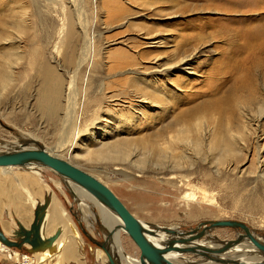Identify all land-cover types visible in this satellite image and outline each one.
Masks as SVG:
<instances>
[{"label": "rangeland", "instance_id": "1", "mask_svg": "<svg viewBox=\"0 0 264 264\" xmlns=\"http://www.w3.org/2000/svg\"><path fill=\"white\" fill-rule=\"evenodd\" d=\"M105 1L97 0L95 3L94 0H0V36L4 34L7 38L9 36L12 38V41L1 42L0 62L3 57L9 55L7 50L11 48H13L10 51L13 55L11 61L12 63L17 61V66L12 70L13 74L7 73L11 83L4 86L5 88L0 83V141L14 143L21 136L37 141L38 145L50 153L100 179L137 218L146 223L188 231L206 221L236 220L244 222L257 237L264 239V162L258 156V150L263 149V154L261 153L260 156L264 157V113L261 114L264 112L262 106L264 76L260 69L256 70L258 54L253 51L254 47L246 46L253 43L248 44L245 41L252 32H258L264 26V13L261 12L262 15H259L258 10L251 11L250 4L264 0H129L127 4L126 0H120L125 5L135 6L145 2L152 9L158 10L162 18L148 13L149 10H146V14L158 19L149 20V23L159 24L158 27L162 31L159 35L165 38L164 41L169 49H172L181 36L196 35L197 38L200 37L197 33L201 30L204 32L206 44L201 46L202 52L197 56L199 58L197 62L189 67V75L173 68L159 76L164 86L161 89L162 93H159L158 86L153 85L155 87L152 86L150 89V93L157 92L159 95L162 94V97L165 95L163 98L166 101L172 102L174 98L180 102V106L170 109L171 111L169 109L165 111L163 108L166 107L159 103L143 107L139 101L124 95L126 91H122L120 82L129 74L125 72L127 69L112 71L115 60L124 51L135 55L133 51L149 50L154 54L158 46L153 44L139 47L141 42L137 37L138 27L146 21L138 20L133 24L134 26H131V18L112 24L109 21L108 8L103 5ZM75 3L81 23L75 21L73 35L68 36L67 16L69 12L75 11ZM173 8L175 9L172 10ZM170 12H178V15L173 16ZM25 13L28 15L26 16ZM23 15L28 23L30 22L28 25L23 24L24 27L20 25ZM85 40L86 43L94 42V47L89 61L81 63L86 55ZM16 54L23 58L18 60L14 56ZM38 55L39 59H37ZM163 60L167 61V54ZM42 62L50 63V67L54 68L63 83L60 119L55 120L40 111L41 91L44 90L45 85L37 69H40ZM31 63L34 66H30ZM234 65L236 66L233 67ZM219 67L231 69L225 70L228 72L226 74H218ZM244 67L252 70L247 81L250 89L244 91L245 93L239 91V79L244 72L241 69ZM72 77H75L73 80L76 91L72 98L76 113H73L72 118L65 119L69 106L67 95L70 94ZM252 88L257 91H252ZM248 92L250 96L252 94L251 97ZM239 95L242 96L239 98ZM127 97L131 98V102ZM217 101H220L218 106L223 110L224 116L222 115L221 118L213 117L216 116L213 113ZM250 101L256 104L253 107H260L262 111L260 110V113L256 111L254 116H250L253 114L251 111L253 107L247 104ZM132 102L135 108H132ZM258 103L262 105L259 106ZM239 107L245 109L240 110ZM130 111H132L131 115L128 114ZM128 116L130 118L127 119ZM98 120L100 123L95 125ZM200 120L206 124L211 120L210 125L215 127V132L222 133L216 143L222 140L224 133H226L224 136L229 138L227 130L230 122L238 124L248 121L252 126V133L243 153L237 158L229 157L224 161L225 163H220L218 157L221 156L220 152L214 149H210L212 151L206 149L198 155L195 152L191 154L189 150H179L175 153L168 152L169 158L163 165L147 163V160L152 159H146V156L137 150L133 151L129 160L116 162L104 158L88 159L82 153L85 150L83 141H86L92 149L99 147L96 142L113 144L129 140L131 147L139 146L140 143L151 144L156 141L159 133L167 130V127L173 128L177 133L183 127L191 126L193 129L192 125ZM79 127L81 131L78 130ZM138 127L142 129L138 130ZM131 128L135 129L130 131ZM144 135L145 140L142 139ZM206 140L210 143L212 138ZM233 142L235 140H231V143ZM176 155L182 157L180 162L175 161ZM137 161L142 164H137ZM34 173L36 176L33 175ZM28 175L32 180L36 178L32 182L34 185L17 183L16 178L21 179ZM56 182H60L62 188L66 187L65 180L47 169L42 171L12 169L8 176L4 177L0 174V190L10 189L8 186L16 188L14 191L19 192L16 196L25 208V211L11 208L9 212L6 211L8 201L0 193V232L13 244L9 247L0 241V244L7 246L9 250V252H0V264L28 263L24 257L33 259L35 252L44 251L42 247L46 246L47 240L57 234L45 241L42 240L40 236L42 213L37 209L41 206L47 207L44 212L46 216L42 237H46V225L51 211L57 209L70 219L68 222L72 238L74 235L83 242V252L78 254L75 248L77 250L75 259H79L71 260L68 264H106L100 259L97 260L96 254L97 249L103 253L104 251L93 244L80 227L81 224L90 236L100 242L105 239L107 233L103 229L102 222L97 220V223L95 211H92L93 206L90 202L87 205L83 203L85 210L83 211L80 207L81 203L79 204V201L77 202L72 194L64 189L66 196ZM45 185L49 186L52 192L50 198L52 207L46 203L50 199ZM191 192L198 195V200L195 202L186 201L185 195ZM38 213L41 216L38 217ZM87 218L90 223L91 220L93 221V226L87 223ZM210 234L217 239V243H220L235 239L238 231L216 229ZM120 238L128 256L138 262L139 250L136 245L126 234H120ZM115 242H113L114 248ZM185 257L191 260L194 258L193 255H185ZM177 261L181 263V259ZM199 262L200 259L196 263Z\"/></svg>", "mask_w": 264, "mask_h": 264}, {"label": "bare ground", "instance_id": "2", "mask_svg": "<svg viewBox=\"0 0 264 264\" xmlns=\"http://www.w3.org/2000/svg\"><path fill=\"white\" fill-rule=\"evenodd\" d=\"M96 1L97 0H94L95 3H96ZM126 1H127L126 4L128 2H130L129 0H126ZM76 3L74 4V6H75L74 10L75 11L69 12V14L67 16L68 18L66 17L67 18L66 24H68V27H67L68 28V34H67L68 36L73 35V31H74V27H75L74 26L75 25L74 24L75 21L79 22L78 24L81 23L80 18H78L79 11L76 8V5H77ZM103 5L108 8L109 21L112 24L116 23L117 21L118 22H123V21L129 20V19L132 18V22H131L132 24L130 22L129 23L131 24V26H134L133 24H135L136 21L144 19L146 22H144L142 24L139 23L141 27H138L139 35H137V37L139 38V40L141 42L138 46L139 47L140 46H149V45H153V44L158 46V49L155 50L154 54L151 51H149V50H146V51L142 52L140 50L133 51L131 49L133 51V53H135V55H131L130 52L124 51V52H122L120 54V56L117 58V60H115V64H114V66L112 67L111 70L117 72L118 70L120 71V70L127 69L125 72H126V74L127 73L129 74L128 76L123 78L121 80V82H120V85L122 86V91L123 92H124V90L126 91V92H124L125 93L124 95H127V96L129 95L131 98H133V100L139 101L140 105L143 106V107H150V105L153 104V103H155V104L159 103L161 106L164 105L166 107V108H163L166 111L167 109L170 110V109H174L175 107L180 106V102L177 101L176 99L173 98L172 102L166 101L163 98L165 95L162 97L161 96L162 94L159 95L157 92H155V94L153 92L150 93V91H151L150 89L152 88L153 85H155L156 87L157 86L159 87V90H158L159 93H162L161 89H163L164 86H162V84H161L162 81L159 79V76L164 74L165 72H169L173 68H174L173 70H179V72H182L184 74L189 75V73H188L189 67H191L195 62H197V60L199 59L197 56L202 52L201 49H202L203 45L206 44V40L204 38L203 30H201L199 33H197V34H200V37H197L198 39L196 38V35L194 37L193 36H181V38L178 41L175 42V45L172 46V49H169L170 47H167L168 45L164 41L165 38H161L160 35H159L162 32L159 29V27H158L159 24L156 25L155 22L151 23V24L149 23V20H158L157 18H162L161 15L158 14L159 13L158 10L152 9V7L148 6V4L145 3V2H143L142 4H140L138 6L137 5L135 6L133 4L125 5L124 3H121L120 0H106L103 3ZM147 7H148V9H147ZM139 8H142V9L139 10ZM176 8H177L176 10H178V7H176ZM174 9L175 8H173L172 10H174ZM22 10H24V9H22ZM146 10H149L150 12H148V13L155 15L157 18L156 17H151L148 14H146ZM250 10L251 11L258 10L259 11V15H262V13H264V2L257 1L254 4L251 3L250 4ZM65 11H67V10H65ZM21 12L22 11H20V13ZM24 12L25 11H23L22 14H24ZM25 14H26V16L28 15L27 13H25ZM171 14L173 16H177L178 12H174V13H171ZM157 15H159V16H157ZM259 17H261V16H259ZM146 18H148V19L146 20ZM22 19H23V23H21ZM22 19H20V25L21 26H23V24L24 25H28L30 23V22L28 23L27 18L25 16L22 17ZM17 22H19V21H17ZM23 27H22V30L24 29ZM186 30H187V28H186ZM17 32H19V31H17ZM0 33H1V31H0ZM4 33H5V31H4ZM84 33H85V29H84ZM7 36H9V34ZM65 36H66V34H65ZM249 36L250 37H246L245 38V41L248 44H251V43H253V44L246 45V46H252V47L255 48V49L252 48L253 51L258 54V58H257V62L255 63V67H256V70L260 69L262 74H263V76H264V26L260 29V31L252 32ZM2 41H6V42L12 41V38H10V36L7 38L6 35L3 34V35L0 36V45H1ZM72 41H73V39H72ZM89 42L86 43V40H85L86 44H85L84 50L86 52V55L84 56V59H83V61L81 63H84L85 61H89V59L92 56V49L94 47V42H92L93 44L89 43ZM12 50H13V48H11L10 50L8 49L7 52H9V55L6 56V57H3V60L0 62V83L3 86V88H5L4 86L9 85L11 83L9 77L7 76V73H12L13 74L12 70L14 69V66H17V61L15 63H12V61H11V59L13 58V55L11 54L12 52H10V51H12ZM166 54H167V61H164L163 59H164V56H166ZM14 56L18 60H21L23 58L22 56H17V54L14 55ZM42 57L45 58L44 56H42ZM0 58H1V55H0ZM31 58H33V57H31ZM39 58H40V56L38 55L37 59H39ZM147 61H152V62L149 63ZM30 66H34V64L31 63ZM235 66L236 65H234L233 67H235ZM133 69H137V71H133ZM229 69H231V68H224L223 69L222 67H219L217 69V72H218V74H220V73L226 74L228 72H226L225 70H229ZM241 70L244 71V72L242 73L243 76L239 79V83H240L239 91L245 93L244 91H248V89H250L249 88L250 84L247 81H248V78H249L250 74H252V72H251L252 70L247 69V67H244V69L242 68ZM37 71H39V75L42 76V80H43V83L45 85L44 90L41 91L42 95L40 94L41 98H42L41 101H40V111H41V113H44L45 115H47L49 117H52L55 120L57 118L60 119L61 118V112H62V105L60 104V100L62 99V88H63L62 84L63 83H62L61 79L59 78V76L55 73L54 68L50 67V63L48 64V62H42L41 66H40V69H37ZM122 72H124V71H122ZM238 72H236V74ZM37 74H38V72H37ZM237 75H239V74H237ZM156 76H158V77H156ZM11 77L12 76H10V78ZM73 78H75V77L71 78L72 83H70L71 84L70 94L67 95V102H68L69 106H68V111L66 112V115H65V119H67V117L68 118H72L73 117V113L76 110V106L74 104V99L72 98L74 93H75V91H76V90H74V80H73ZM235 79H236V77H235ZM52 86H53V88H52ZM155 86H153V87H155ZM7 87H10V86H7ZM256 88H258V86ZM254 90L257 91L256 89L252 88V91H254ZM252 93H254V92H252ZM248 94H249V92H248ZM240 96H242V95H239V98H240ZM249 96H250V94H249ZM251 96H252V94H251ZM130 97H127V99L131 102V98ZM245 98H246V96H245ZM219 103H220V101L219 102L217 101V104H216L217 106L214 107V113L213 114H216V116L215 115L213 116L214 118H221V116L223 115V110H221V108L218 106ZM230 103H231V101H230ZM262 103H264V102H262ZM247 104L252 106V107L256 106V104H254L252 101L248 102ZM131 105L133 106L132 108H135V105H133V102L131 103ZM261 105L262 104H259V106H261ZM223 106H225V105H223ZM250 106H249V109H250ZM262 106H264V105H262ZM168 107H170V108H168ZM244 109H245V107L244 108L243 107L240 108V110H244ZM246 109H248L247 106H246ZM262 109H263V107H262ZM260 110H261L260 107H258V108L253 107V109L251 110V111H253V114L252 115L250 114V116H254V112H256V111H258V113H260ZM132 111H130L128 114L131 115ZM118 113H120V112H118ZM147 113L149 114V112H147ZM181 113L182 112H180V114ZM256 113H255V115H256ZM262 113H264V112H261V114ZM112 114L115 115L114 113H112ZM225 114H226V112H225ZM217 115H218V117H217ZM174 116L172 117V119L174 118ZM128 118H130V117L128 116L127 119ZM206 119H208V118H206ZM231 119H233V118H231ZM252 119H256V118H252ZM152 120H154V119H152ZM216 121H218V120L216 119ZM229 121H227V122H229ZM250 121H252V120H250ZM98 122L100 123V121L98 120L95 123V125L98 124ZM131 122H132V120H131ZM163 122H162V126H163ZM67 123H68V120H67ZM152 123H153V121H152ZM210 123H211V120H210ZM210 123L206 124L205 122H203V120L202 121L200 120L195 125L191 124L193 129L191 128V126L183 127L182 129L178 128L179 131L177 133L174 132L173 128L171 129V127H167V130L162 132V133H159L157 135L156 141L151 142V144L150 143H140L139 146H134L133 145L132 147H131L132 144L128 142L129 140L126 141V142H123V143H113V144H111V143L108 144L107 142L103 143V144H99V142H96L97 145H99V147H97V149L94 148V149H96V150H94L86 143V141H83V145H84L83 149H85V150L82 153L85 155V157H88V159H103L104 158V159H109L111 161L116 162V161H127V160H129L131 158L132 154H133V151L137 150V151H140L144 156H146L145 157L146 159H149V158L152 159L150 161L147 160V163L148 162L158 163V164L161 163V165H163L165 163V160L169 158L167 156L168 152L175 153V152H177L179 150H181V151L189 150V151H191V154H192V152H195L196 155H198V154L204 152L206 149H208V151H212L210 149H214V150L220 152L221 156H218V157H220V159H219L220 163L221 162L223 163L229 157L230 158L231 157L232 158H237L238 156H240L243 153V151H244V149L246 147V143L248 141V138L250 139L249 136L252 133L251 132V130H252L251 129V127H252L251 124L248 121H246V122L243 121V122L238 123V124L236 123L237 125L234 124L233 122H230L229 126H228L229 129L227 130V133H229V138H227V136H224L226 134V133H224V135L222 136L223 137L222 140H220L221 143L220 142L216 143V141L218 140V137H220L222 135V133L215 132V130H214L215 127L213 128L210 125ZM127 124H128V122H127ZM168 124H170V123H168ZM185 125H187V124H185ZM216 125L217 124L215 123V126ZM133 129H135V128H131L130 131L133 130ZM139 129H142V128L138 127V130ZM75 130H77L76 127H75ZM78 130L81 131L80 127H79ZM234 133H236V134H234ZM154 136H155V134H154ZM224 137H226V139H224ZM144 138L146 139L145 135L142 137V139H144ZM147 138H148V136H147ZM207 138H209V139L212 138V141L210 143H209V141L207 142V140H206ZM205 140H206L207 143H205ZM231 140H235V142L231 143ZM28 141H35V140L28 139V138H26L24 136H21L14 143H7V142L0 141V151L12 150V149H15V148H19L22 145H24L25 142H28ZM135 145H137V144H135ZM262 151H263V149H259L258 150V156H259V159L262 158L263 162H264V157L260 156ZM47 152H49V151H47ZM182 153H185V152H182ZM50 154H52V153H50ZM52 155H54V154H52ZM173 156L174 155L172 154V157ZM172 157H170V159H172ZM218 157H217V159H218ZM174 159H175L176 162L177 161L180 162L182 160V157H178L177 156L176 158L174 157ZM92 161H94V160H92ZM173 162H174V160H173ZM263 162H261V163H263ZM171 163H172V161H171ZM137 164L140 165V164H142V162L139 161ZM12 169H20V170L28 169L29 171H31V170L42 171V170H46L47 168H44V167H41V166H38V165H35V164L29 165L28 167H25V168L7 167V168H0V174L3 175L4 177L8 176L9 174H11ZM47 170H50V169H47ZM36 174L40 176V174H38L37 172H36ZM29 175L25 176V177H22L21 179L19 178L20 180L18 178H16L17 179L16 180L17 183H19L21 185L22 184H27V185H31V186L34 185V183H32V182L36 178L34 177L33 180H32V178L29 177ZM33 175H35V173ZM98 180H100V179H98ZM65 183H66V187L62 188L63 186L60 184V182H56V184L60 187V189L63 191V193L65 195H66V193H65L64 189H67L72 194L74 199L77 202L79 201V204L81 203L80 207L82 208L83 211H85L83 206L87 205L88 202H90L91 206H93L92 211H95L94 213L96 215V217H95L96 221L100 220L102 222L101 224L104 225L105 228H106L105 231H106L107 235H106L105 238H107L108 242L112 246V249L114 251V256L116 258V262L118 264H121V263H124V262H125V264H140L139 261L137 262V261H135V259H133L132 257L128 256L126 250L123 247V244H122V241H121V238H120V234H126V233H125V231L122 228V226H123L122 225L123 224L122 220L116 214H114L110 210H108L102 203H100L94 196H92L90 193H88L85 189L81 188L80 186L76 185L75 183H73V182H71L69 180H65ZM45 188H46L48 197L50 199L52 197V192L49 189V186L45 185ZM185 196H186L185 198H186L187 202H195L196 200H198V195L196 193H193V192L187 193ZM45 202H46V200L44 201V203ZM46 203L47 204L49 203L51 205V207H52L51 199L48 202H46ZM83 203H84V205H83ZM46 208L47 207H44V206H41V207L37 208L40 211V213H42L41 214L42 218H41V223H40L41 224V227H40L41 228L40 229L41 238H42V236H44V233L42 232V229H43V225H44V222H45L44 219H45L46 215H45L44 212H45ZM57 211H59V210L53 209L51 211L50 215H52L53 213H55L54 216L59 214L60 215L59 218H62V219L64 218L66 221H68L69 218L67 217V215L65 213H61L60 211L59 212H57ZM92 214H93V212H92ZM41 215H39V216H41ZM92 216H94V214ZM95 218H93V219H95ZM50 220H51V216H50ZM56 221H57V219H56ZM88 222H89L90 225L93 226V221L91 220V223H90V220H88V218H87V223ZM142 222L144 224H146V222H144V221H142ZM97 223H98V221H97ZM55 224H56V222H55ZM46 227H47V225H46ZM56 227H59V230H58L57 234L55 233L56 235L53 238L47 240L48 242H47L46 246L42 247V250H44V251L35 252V257L36 258L33 257V259L29 258V257H24V259L26 261H28V263H26V264H41L40 262H42L43 264H54V261H56L55 264H63V263H61L60 259H74L76 257L77 250L75 248H71L72 247L71 245L67 247V244H69L71 242H72L71 244H73L74 242H76V238L74 237V235H73V238L69 236V234H70L69 225L64 224L63 220H62V222L59 223L58 226H56ZM110 233H113V234L110 236ZM253 233L255 235V232H253ZM213 237L214 236H212V238ZM257 238H258V240L264 242V239L261 238L260 236H258ZM151 240H152V242H155L156 244H161V240H157L155 238H151ZM114 241H116L115 242L116 243V247H115L116 251H115V248H114L115 244H113ZM198 244H202V245H205L207 247H211V245H214L215 243H214L213 240H211L208 243H204V242L200 241ZM76 245H77V243H76ZM6 247L4 245L0 244V252H9V250ZM96 254H97V260L100 259L103 262H106V264H108V259L106 258V256L104 255V253L100 249H97ZM237 254L240 257H242L240 259V261H244V262L264 261V254H262L261 252L257 251L256 249H254L249 244H242V245H239V246L235 247L229 253L228 256L230 257L232 255H237ZM14 255H15L16 258H19V256L17 254H14ZM174 259H176V260L181 259V263L178 261L179 264H193V263H195V262H197L199 260V259L196 260L195 258H193L191 260L190 258L179 257L178 255H175ZM200 262H201V260H200ZM204 264H212V263L204 262Z\"/></svg>", "mask_w": 264, "mask_h": 264}, {"label": "water", "instance_id": "3", "mask_svg": "<svg viewBox=\"0 0 264 264\" xmlns=\"http://www.w3.org/2000/svg\"><path fill=\"white\" fill-rule=\"evenodd\" d=\"M33 164L50 169L63 180H69L85 189L108 210L116 214L123 222V230L139 250L140 264H179L174 259L175 255L179 257L193 255L194 258L201 260L199 264H204V262L212 264H264V261H240L242 257L238 254L228 256L235 247L242 244H249L264 254V242L258 240L251 228L244 222L236 220L206 221L188 231H180L173 227H162L149 223L144 224L98 178L69 161L50 154L40 147L36 141L25 142L21 147L12 150L0 151V168H25ZM39 215L38 213L37 216L39 217ZM80 227L83 234L104 251L108 264H118L107 238L100 242L90 236L81 224ZM103 229L106 230L105 226H103ZM216 229H233L238 231V235L235 239L217 243V239L212 238L210 234ZM112 234L110 233V236ZM151 238L161 240V244L152 242ZM211 240L215 243L211 247L198 244L200 241L208 243ZM0 241L9 247L13 246L1 232Z\"/></svg>", "mask_w": 264, "mask_h": 264}, {"label": "crops", "instance_id": "4", "mask_svg": "<svg viewBox=\"0 0 264 264\" xmlns=\"http://www.w3.org/2000/svg\"><path fill=\"white\" fill-rule=\"evenodd\" d=\"M8 188H10V189H3V190H0V193L2 194V195H4L6 198H7V201H8V205H7V207L5 208V210L6 211H8L9 212V210H10V208L11 209H13V210H21V211H25V208L22 206V204H20V199H18L17 198V194L19 193L18 191H14V189H16V188H14V187H9L8 186ZM5 191V192H4ZM8 193V194H7ZM57 212H59V211H57ZM54 214L55 213H53L52 215H51V220L49 219V222L47 223V234H46V237L44 238V237H42V240H47L48 238H50V237H52V236H54L55 235V233H57L58 232V230H59V227H56V226H58V224L59 223H61L62 222V220H63V223L64 224H66V225H69L70 226V223L68 222V221H66L64 218L62 219V218H59L60 217V215L59 214H57V215H55L54 216ZM53 217V218H52ZM53 219V220H52ZM56 219H57V221H56ZM55 222H56V224H55ZM58 228V229H57ZM71 228V227H70ZM70 233H72V231H70ZM69 236L70 237H72V234H69ZM60 239V238H59ZM58 239V240H59ZM69 243V242H68ZM72 243V242H71ZM71 243H69V244H67V247L68 246H72L71 248H76L77 250H78V254H79V252H83V249H84V245H82L83 244V242L82 241H80V238H78V239H76V242H74L73 244H71ZM76 243H77V245H76ZM74 246V247H73ZM81 248V249H79V247ZM79 259V258H78ZM61 260V263H63V264H68V262L69 261H71V260H73V261H76V259L74 258V259H60ZM63 261V262H62ZM54 262H56V261H54Z\"/></svg>", "mask_w": 264, "mask_h": 264}]
</instances>
